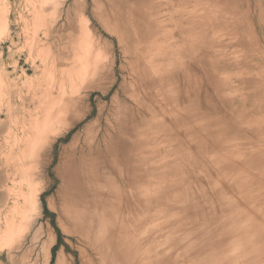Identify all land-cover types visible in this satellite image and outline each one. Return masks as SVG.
I'll list each match as a JSON object with an SVG mask.
<instances>
[{"label": "rangeland", "instance_id": "obj_1", "mask_svg": "<svg viewBox=\"0 0 264 264\" xmlns=\"http://www.w3.org/2000/svg\"><path fill=\"white\" fill-rule=\"evenodd\" d=\"M104 3V0H0V206L2 205L0 207V264H44L41 258L43 244H47L44 248L48 255L46 264H57L59 256L63 258L64 262L58 264H93L94 255L90 254L91 250L87 246L84 247L81 240L71 232L70 223L58 208L59 195L63 186L59 170L63 166L62 157L66 154L64 145L69 143L72 134L78 133L88 120L91 121L95 117L98 103L108 105L111 95L112 97L120 96L121 83L123 81V85L127 81L129 83V80L126 81L129 78L127 76L129 62H126L129 61V57L125 53L126 46H124L126 43L124 40L122 43L121 40L120 43L123 44L121 45L117 40L118 37L114 33H110L109 29L112 23L105 15V11L98 15L102 8L105 10ZM193 4L194 0L191 2L190 0H170L169 5H166L158 17L154 18L153 28L151 27L149 32L153 48L150 50L152 54L155 51L153 55L160 61L167 60L172 51L174 54L181 53L182 38L190 36L192 42L197 41V64L193 62L192 55L187 53L182 57L185 64L180 71V73H184L187 67L186 63L189 64L187 67L189 72L191 70L193 72V67H195L194 73L197 74V126L186 125L183 122L180 127H177L179 131L183 132V135H180L181 138L174 141L171 147L172 154L175 152L183 154L175 160V165L182 174V188L180 186L182 192L179 193H182L184 199L191 201V205L197 206V211L199 210V213L201 211V214L204 212L202 209H205L206 214H220L218 207L216 208L219 197L222 201H234L230 209L224 211L225 217H233V214H236L232 225L225 226V230H228L227 233L234 235L231 243L233 247L228 248L232 249L229 254L234 258L239 256L238 261L235 259L237 263L240 262L239 264H254L255 262H257L255 264H264L263 235L253 239L248 235L250 238L247 239L248 242L242 235L243 227L250 223L247 221L249 218L252 219L253 215L262 218L264 214L262 207L255 206V211L251 208L255 214L246 209V205L249 206L250 201L256 204L258 199L264 196L262 195L264 194V183L260 159L262 152L260 146L263 147L264 140L258 134L248 131L251 122L256 125L260 114L256 111L248 110L247 112L246 109L251 105L245 99L247 95H250L249 93L253 94L257 87L251 89V87L242 84V80L246 78L258 82L260 78L264 83V0H197V7ZM93 7H96L97 15ZM195 7L196 19L193 16ZM3 20L6 24L5 28L2 24ZM103 20L110 22L106 23L105 21L104 23ZM188 22L195 28L196 35L189 33L185 37L184 34H188V30L185 29L188 28L190 32ZM80 29L83 31L81 32ZM45 34L47 35L45 36ZM183 35L184 37H182ZM192 36H196L194 37L196 40ZM186 40L187 46L188 38ZM183 43L181 44L184 47ZM175 60L173 64L177 63ZM186 72L185 76L192 75V73L187 72L188 74H186ZM34 74L35 78H33ZM180 78V83H182V75ZM238 78L240 82L236 81ZM60 83L63 85L61 88ZM70 83L71 85L68 86ZM82 83L83 87H81ZM84 83H90L91 89L84 88ZM52 87L53 89H51ZM63 88L66 90L64 91ZM75 89L79 91V94ZM60 91L61 94H64L58 93ZM84 93L88 94V101ZM57 94L61 96L59 95V97ZM76 94L82 102L79 101L78 107L80 105V108L77 110H83L84 106H91V113L55 138L49 153L50 161L44 167L45 169L38 166V170H35L36 175L27 174L25 170L32 160L31 151L37 144L38 135L46 133L43 130L45 125L49 124L47 118L43 119L42 116L47 110L51 114L49 109H53L54 119L50 120L52 122L50 124H53L52 128H54L57 124L55 111L64 101ZM18 95H24L21 96L22 100ZM43 96L46 99L41 98ZM53 96H57L55 97L57 99ZM81 96L85 99L82 100ZM261 99L258 98L256 103L261 102ZM55 100L60 101V105L59 103L54 104ZM12 103L15 105L14 107L11 105ZM18 107H22L23 110L20 108L17 111ZM5 109H8L9 112ZM44 109L45 112H43ZM45 116L48 117L47 114ZM34 122L36 126L39 124L38 129L34 128ZM51 125L48 127L51 128ZM192 127L195 131L192 130ZM49 128L47 129L50 131L52 128ZM47 129L46 131H48ZM24 136L29 137L25 138ZM23 138L25 140H22ZM178 141L181 143H177ZM28 149L30 154L26 151ZM24 152L28 153V158ZM172 154L170 155L172 156ZM160 163H154L156 171L161 167L164 170L163 162ZM156 164L160 165L156 166ZM23 166L26 168L23 169ZM27 175H30V179L33 178L32 181ZM20 177L21 179H19ZM40 179L41 181H39ZM156 179L158 177L152 181ZM159 179L155 182L158 183ZM15 180H19L18 183ZM155 182L153 183L156 184ZM11 185H15V187ZM33 185L40 188L37 194L38 202L35 203L37 209L28 211L23 202L25 193L28 195V190ZM22 193L23 195L20 196ZM44 209L47 210V213ZM27 212H32V214ZM206 214L203 213L204 216ZM26 217L30 218L27 222H25ZM56 229H58L59 237ZM196 230H194L195 237H197ZM192 236L193 240L194 235ZM240 238L241 240H239ZM235 240L238 243H235ZM197 241L199 242L198 246L194 244ZM239 241L243 245H240ZM194 242L191 244L192 247L182 244V247L177 249L179 252H176L177 255L175 247L170 249L165 245L170 251L168 248L164 249L160 246L157 251L155 250L156 253L158 252L157 254L150 251L152 253L150 255L149 251L147 253V250H144L146 256H143L146 258L147 255H150L153 258V255H156L155 259L159 256L157 260L160 264H175V262L176 264H181V262L183 264H188V262L189 264H198L197 255L204 248L209 249V240L200 236ZM253 242L259 243L261 246L255 243L251 246ZM236 245H239L240 248ZM185 246L186 249L187 246L190 247L186 250ZM235 247L237 249L234 251ZM257 247L263 248L259 250ZM182 248L185 253H182ZM163 249L168 251H165L166 257L163 255L165 253H162ZM170 253H174L175 258L172 257L173 255L170 256ZM161 255L163 256L161 257ZM168 256V261L171 260L170 263L166 260ZM244 256L245 261H249L248 263L242 260ZM160 257L162 259L164 257V261ZM145 258H142V263ZM151 260L149 263L152 262ZM146 261L145 263L148 264ZM252 261L255 262L252 263ZM159 263H156L155 260L154 264Z\"/></svg>", "mask_w": 264, "mask_h": 264}, {"label": "bare ground", "instance_id": "obj_2", "mask_svg": "<svg viewBox=\"0 0 264 264\" xmlns=\"http://www.w3.org/2000/svg\"><path fill=\"white\" fill-rule=\"evenodd\" d=\"M104 2L105 3L103 5L105 10L102 8V10L100 9V12H97L99 15V13L105 11V15L109 17V20L112 23L109 29L110 33H114V35L118 37L117 40H119V43L121 40L122 43L123 40L124 43H126V45L124 44V46H126L125 53L128 55L127 57H129V59L127 58L129 61H126L129 62V67L127 66L129 68L127 75L129 78L126 79V81L129 80V83L128 81L124 85V81L121 83L119 87L120 96L118 97L117 95H114L112 97L111 95L108 105L104 103H98L96 106L95 117H93L91 121L88 120L87 122L89 123L86 124V122L85 126H83L80 131H78V133L75 132L72 134L69 143L64 145L66 154L65 156L62 155L63 166L61 167V170H59L61 171L59 173L62 175L59 176L62 178H60V181L63 182L58 203L60 212L63 214L68 223H70L71 226H69L70 228L72 227L71 232L81 240V242L85 245L84 247L87 246V248L91 250L92 253L90 254L94 255V261L92 262L93 264H144L146 258L148 256L150 257L152 251H157L158 247L161 246L164 247V249L168 248H166L165 245L169 246L170 249L175 247L176 254V252L179 253L177 249L182 247V244L191 245L192 242L197 240V238L200 236L209 240V249L204 248L200 251L199 255H197L198 264H232L233 262L234 264H239L240 262L237 263L236 261H238L240 257L238 256L239 258H234L229 254L232 252V249H228L230 246L233 247L231 243L233 241L234 235L233 233H227L228 230H225V226L232 225L231 223L233 222V219L235 220L234 216L236 214H233V217H225L226 214H224V211H226V209H230L234 201H222V199H219L220 197H217L218 200L216 205L218 203V206H216V208L218 207L220 214H206L205 209L203 210L202 208L200 209H202V211H204L203 213L206 215L204 216L203 213L201 214V211L199 213V210L197 211L198 207L191 205V201H187L181 195L182 193H179L182 192L180 191V186L182 188V174H180L179 170L177 169L175 160H177L178 157H181L183 154H181V152H175V149L173 150L175 153H171L173 142H176L181 138L180 135H183V132L179 131L177 127H180L183 122H185L186 125L197 126V74L194 73L195 67H193V72H191L192 70L189 72L187 71L189 64L186 63V70L184 73H180V71H182L183 64H185L182 61L183 55H187V53L191 54L193 62L197 64V41H195V43L192 42L189 36L187 37L188 45L186 46L187 38H182L181 43L184 42L183 45H185L183 47L180 43L181 47H179L181 53L174 54L172 51V54H170V57L167 60L160 61L153 55L155 51L152 54L150 50V48H152V41L150 42L149 32L151 31V27L153 28L154 18H157L161 10H163L166 5H169L170 0H104ZM101 3H103V1H101ZM193 5L197 7V0H194ZM196 7L193 13L194 19L197 18ZM94 8V12H96V7H93V9ZM105 21L103 20L104 23ZM107 21L106 23L110 22ZM4 22L5 20H3L2 24H4L5 28L6 24ZM188 24H190V22H188ZM189 28L190 32L188 28L185 29L188 30V34H184L185 37L189 35V33L196 35L195 28L191 24ZM35 29L37 30V28ZM80 30L81 32L83 31L82 29ZM183 33L185 32L183 31ZM46 35L47 34H45V36ZM184 35L182 37H184ZM194 37L192 36V38ZM189 38L191 42L189 41ZM194 40H196V38H194ZM40 41L39 43H42ZM77 41L79 42V40ZM90 42L92 41L90 40ZM175 56H177L176 60ZM174 60L177 62L176 64H173ZM186 71L192 73V75L189 74V77L188 75L185 76L184 74ZM187 72L186 74H188ZM180 74L182 75L183 79L182 83H180ZM35 77L36 75L33 78ZM258 80L260 81H252L251 79L249 80V78H246L242 80V84L247 87H251V89L257 87L255 92H253V94L249 93L250 95H247L245 99L246 102H249L251 105L248 107V109H246L247 112L248 110L256 111L260 114L256 125L251 122L248 131L249 133L258 134L264 140V83L261 82L260 78ZM236 81L240 82L239 78L236 79ZM57 84L59 85V83ZM20 85L23 86V84ZM61 85L62 84L60 83V88ZM69 85H71V83L68 84V86ZM81 87H83V83ZM85 87L90 88L92 86L90 83H84V88ZM76 88H78L77 85ZM51 89H53V87ZM103 89H105V87ZM65 90L66 89H64V91ZM61 91L58 93L61 94ZM76 92L78 93L79 91L77 90ZM103 92L105 91L103 90ZM18 94L20 93L18 92ZM63 94L64 93L61 95ZM85 94L86 93H84V96L87 99L88 94ZM59 95L57 94V96ZM21 96L18 95L20 99L24 95L22 97ZM41 98H44V96ZM83 98L84 97H82V100ZM258 98H262L261 102L256 103ZM26 99L28 98L26 97ZM80 99L81 98L76 94L67 100L65 99L66 101L61 104L59 109L56 111L54 110L56 112L54 114L57 115L55 116L57 124H55L56 126L54 128H52L53 124H50L52 123L50 120H52L54 117L53 109H49V111H52H50L52 115L47 112L48 110H45L46 108L43 110V112H47H45V114H47L48 117H46L44 114L43 116L45 117L42 116V118H47L49 122L48 125L44 124L45 128L46 126L49 128L51 125L52 129L49 128L51 129L49 131L46 128L49 131L48 132L44 128L43 132L46 133L38 135L39 139L37 140V144L33 148V151H31L32 160L29 162L27 169L25 170V172L27 171V174L36 175L35 170H38V166L42 168L46 167L50 161L49 158L51 156L49 157V153L55 138L67 131L83 117H86L89 113H91L90 105V107L84 106L83 110H77L80 108V105L78 107ZM55 101H53L54 104H58L60 102ZM13 103L11 105L14 107L15 105H13ZM20 108L23 110L22 107ZM20 108L18 107L17 111H19ZM6 110L9 112L8 109H5V111ZM38 125L39 124H37V126ZM35 126L36 124L34 125V128L38 129L39 126ZM11 129L14 128L11 127ZM32 130L34 132V129ZM192 130H194V128ZM6 135L8 136V134ZM28 137L26 136L25 138ZM25 138L22 140H25ZM36 138L38 137L36 136ZM179 142L180 141L177 143ZM176 147L178 148V146ZM260 149L262 151L260 159L262 165V181L264 183V145L263 147L260 146ZM26 151H28L30 154L29 149ZM24 153L27 157L28 153ZM170 154H172V156ZM24 156H22V158H24ZM19 161L22 162L21 160ZM157 161L161 163L163 162L162 164L164 166V170L160 166V170H157L158 172L156 171L154 163H158ZM157 165L158 164H156V166ZM25 168L26 167L23 169ZM30 175H27L29 179ZM157 177L158 179L161 178L159 179L160 181H158V183L155 182L158 179L152 181ZM19 179H21V177ZM26 179L28 180V178ZM32 179L30 180L32 181ZM11 181L14 182L13 180ZM18 181H16V183H18ZM39 181H41V179ZM35 184L38 185L39 183ZM13 187H15V185ZM21 191L23 192V190ZM28 191L29 194L27 195V193H25L26 196L23 202L27 208L26 206L23 207L28 211H35V203L38 202L37 194L40 191V188L36 185H33ZM21 195H23V193L20 194V196ZM257 203L254 204L252 201H250V205L247 206L244 202V206L246 205V209H248L249 212H254L255 206L264 208V196H262L261 199H258ZM251 208H253L254 211ZM193 210L197 213H195ZM29 214H32V212ZM253 214H255V212ZM26 218L27 219H25V222L30 220V218ZM247 221L250 223L245 225L242 230V235L245 236L244 240H249L250 238H259L262 235V240H264V214L262 215V218L253 215L252 219L249 218ZM194 230L197 231V237H195L196 234L194 233ZM192 235H194L193 240L191 238L193 237ZM248 235L250 238H248ZM239 240H241V238ZM240 242L241 241H239V243ZM255 242H253L252 245L250 243L248 244L253 246ZM235 243L238 242L235 240ZM260 243L263 244V242ZM194 244H197L198 246L199 242H194ZM240 245H243V243H240ZM256 245L260 244L258 243ZM45 246H47V244H43V252L41 257L44 264H46L48 259L47 252H45L46 250L44 249ZM237 246L239 245H236V247ZM188 247L190 246H187L186 249L185 246V249L188 250ZM236 247L234 248V251L237 249ZM254 247L256 248V246ZM238 248H240V246ZM144 250H147V253L151 251L150 255H147L146 258L144 257L146 256V252ZM181 250H183V253L184 249L182 248ZM163 251L162 253H165L163 255L166 257L165 251L167 250L164 252ZM163 255H161V257ZM153 256L154 257H150V259L148 257V262L146 261L148 264H154L155 260L156 263H159V260H157L159 259V256L157 259H155L156 255ZM161 257L160 259H162ZM164 257L162 261H164ZM172 257H174V255ZM142 258H145L143 263L141 262ZM242 258L245 263L249 262L245 261V256ZM151 259H155L153 260L154 263ZM168 259L169 256L166 260L168 263H170L171 260L168 261ZM171 259L173 260V258ZM150 260L152 261L151 263H149ZM174 261L176 260L174 259ZM61 262H64V260L59 256L56 263L58 264ZM254 262L252 261V263ZM181 264H183V262H181Z\"/></svg>", "mask_w": 264, "mask_h": 264}, {"label": "trees", "instance_id": "obj_3", "mask_svg": "<svg viewBox=\"0 0 264 264\" xmlns=\"http://www.w3.org/2000/svg\"><path fill=\"white\" fill-rule=\"evenodd\" d=\"M44 210H45V213H47V210L46 209H44ZM56 232H57L58 237H59L58 229H56Z\"/></svg>", "mask_w": 264, "mask_h": 264}]
</instances>
